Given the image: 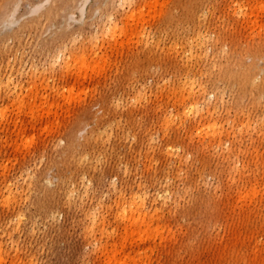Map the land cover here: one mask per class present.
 Returning <instances> with one entry per match:
<instances>
[{
  "label": "rangeland",
  "instance_id": "rangeland-1",
  "mask_svg": "<svg viewBox=\"0 0 264 264\" xmlns=\"http://www.w3.org/2000/svg\"><path fill=\"white\" fill-rule=\"evenodd\" d=\"M56 1L0 0L12 8L0 28V181L30 184L14 242L0 234V264H104L84 198L67 195L86 178L102 211L121 195L145 200L138 230L97 234L117 263L264 264V76L245 80L264 44V0H73L65 31ZM205 29L206 55H190ZM10 71L24 83L14 95ZM187 73L203 82L214 129L164 120Z\"/></svg>",
  "mask_w": 264,
  "mask_h": 264
},
{
  "label": "bare ground",
  "instance_id": "bare-ground-1",
  "mask_svg": "<svg viewBox=\"0 0 264 264\" xmlns=\"http://www.w3.org/2000/svg\"><path fill=\"white\" fill-rule=\"evenodd\" d=\"M120 1L121 0H118V2ZM76 2L80 3V7V5H83V3L85 4L86 0H76ZM72 4L73 0H61L56 1L52 7L51 13H53L52 15L54 18H57L59 20V22L61 23V30L63 31L68 30L71 20L70 8ZM261 11L264 12L262 9ZM11 12V6L0 7V28L8 21ZM113 12L114 11H111L107 15V32L110 34L115 33L119 29L118 21L115 20V14H113ZM200 16L201 15H199V17ZM208 32L209 30L205 29L204 33L202 31H197L193 35V45H191L188 50L190 52V55H193L194 51L197 52L200 56L206 55L209 48V44L206 41ZM150 38L152 39V37H146L148 42L150 41ZM210 45L213 46L212 43ZM66 47L67 44L66 41H64L63 49L62 51H60V57H64L66 55ZM250 54L252 56V62L249 64L248 70L246 72V81H249L253 76L257 74H261L264 76V67H259L255 62L256 58H261L262 56H264V44L256 45L255 47H253L250 50ZM214 55L215 54H213V56ZM5 84L6 94L9 95H14L17 90L24 89V83L21 82L20 79L14 78L11 71L7 74ZM52 89L55 94H57L59 91V88L56 85H54ZM204 91L205 90L203 82L197 79L195 75H191L189 73L185 74L184 77L180 78L178 102H180L181 106H176L174 113L169 112L168 114H165V122L170 123L171 121L180 118L181 115L186 118H189L190 116H198L200 121V125H198V128L214 129L216 122L208 120V115H212V110L207 104ZM2 111L3 108H0V118ZM2 123H4V126H6L8 124V118L5 117L4 119H2ZM98 137L102 139L103 136L99 134ZM80 168L82 171L85 170L84 165H80ZM27 180H29L28 177ZM68 182L71 183V181ZM24 184L26 185V188L25 190H21V193L26 196L29 189L28 185L30 184H26L25 181ZM89 186L90 178H86L79 192L76 186H70V188L67 190V195L69 199H71V197H75V194L77 193V195L81 199L84 198V215L87 222V225L85 227V234L87 235V238H93V240L90 241L94 244V249L92 252L98 253V249L101 246L106 249V252L104 254V264H122V262L117 263L113 260L114 254H110L107 252L110 244L109 241L106 240L103 243L101 239L102 237H97V234L99 233L102 236L104 234H113L116 237L125 235L127 237L129 234H132L133 232L138 230L141 224L140 218L143 215L146 216V214L142 213L145 200H142V198H140L136 194H131L128 197L129 201L127 202V200H125V198L121 195L113 201L111 207H107L104 209V211H102L100 209V203L89 202ZM19 188V183L16 181L14 183H11L5 178H2L0 181V209L2 208L4 210L5 207V211L7 212L6 216L9 217L5 224L8 227L6 228L4 226L2 229H0V234H3V236L6 235V237H8V240L11 242L13 241L14 233L20 232V225L22 223V215L20 214L18 216V211H20V209L19 207H17L20 198H22V194L18 190ZM166 197V194H161V198L163 201H165ZM37 206V208L40 209L39 203H37ZM12 220L13 224L10 223ZM118 221L123 223L122 227L112 228L110 231H108V228H110L114 222ZM7 224H11L12 227L10 228V226Z\"/></svg>",
  "mask_w": 264,
  "mask_h": 264
}]
</instances>
